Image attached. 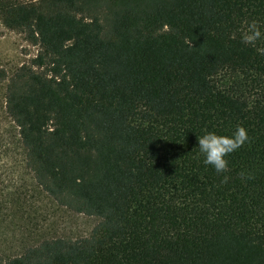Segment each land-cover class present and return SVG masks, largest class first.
<instances>
[{
    "label": "trees",
    "instance_id": "obj_1",
    "mask_svg": "<svg viewBox=\"0 0 264 264\" xmlns=\"http://www.w3.org/2000/svg\"><path fill=\"white\" fill-rule=\"evenodd\" d=\"M0 21L38 46L0 70L24 164L98 218L0 264H264V0H0ZM237 125L217 173L197 139Z\"/></svg>",
    "mask_w": 264,
    "mask_h": 264
},
{
    "label": "rangeland",
    "instance_id": "obj_2",
    "mask_svg": "<svg viewBox=\"0 0 264 264\" xmlns=\"http://www.w3.org/2000/svg\"><path fill=\"white\" fill-rule=\"evenodd\" d=\"M38 46L0 21V70L6 76L36 55ZM0 80V255L20 254L44 239L87 236L98 218L58 204L35 182L23 160L17 127L5 111Z\"/></svg>",
    "mask_w": 264,
    "mask_h": 264
},
{
    "label": "clouds",
    "instance_id": "obj_3",
    "mask_svg": "<svg viewBox=\"0 0 264 264\" xmlns=\"http://www.w3.org/2000/svg\"><path fill=\"white\" fill-rule=\"evenodd\" d=\"M262 36L258 22L252 20L247 23L242 31V43L253 45ZM264 51V49H258ZM248 136L243 126L237 125L232 134L218 135L212 131H204L197 139L199 153L203 155V163L211 165L217 173L225 172L227 170V160L225 156L238 149ZM224 181L227 180L225 176Z\"/></svg>",
    "mask_w": 264,
    "mask_h": 264
}]
</instances>
